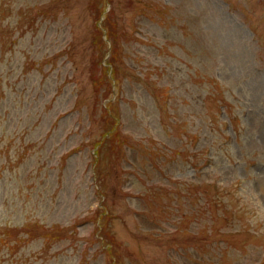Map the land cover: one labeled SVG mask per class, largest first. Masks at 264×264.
Instances as JSON below:
<instances>
[{"label":"rangeland","instance_id":"1","mask_svg":"<svg viewBox=\"0 0 264 264\" xmlns=\"http://www.w3.org/2000/svg\"><path fill=\"white\" fill-rule=\"evenodd\" d=\"M110 61L128 139L203 182L183 223L161 165L87 172ZM0 238V264H264V0H0Z\"/></svg>","mask_w":264,"mask_h":264}]
</instances>
